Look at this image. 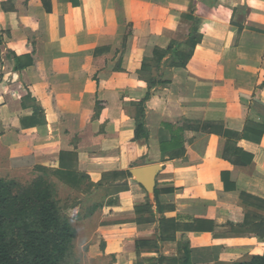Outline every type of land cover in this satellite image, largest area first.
Here are the masks:
<instances>
[{
	"label": "crops",
	"instance_id": "obj_1",
	"mask_svg": "<svg viewBox=\"0 0 264 264\" xmlns=\"http://www.w3.org/2000/svg\"><path fill=\"white\" fill-rule=\"evenodd\" d=\"M195 18L202 38L179 44L189 61L164 69L136 139L142 65ZM0 34V177L87 176L80 264H183L184 242L221 247L203 264L263 254L229 215L264 216V0H0ZM165 124L182 150L163 154ZM152 164L149 189L135 169Z\"/></svg>",
	"mask_w": 264,
	"mask_h": 264
},
{
	"label": "trees",
	"instance_id": "obj_2",
	"mask_svg": "<svg viewBox=\"0 0 264 264\" xmlns=\"http://www.w3.org/2000/svg\"><path fill=\"white\" fill-rule=\"evenodd\" d=\"M199 22L200 19L195 18L189 35L175 33L168 47L156 48L153 58L143 63L142 72L149 88L145 97L138 103L136 139H149V129L145 119L147 102L157 90L170 84L163 79V71L166 67L187 65L190 55L180 52L179 44L188 39L201 40V34L198 32ZM3 42L0 34L1 46ZM14 58L17 61L15 69H21L23 65L20 58L15 55ZM154 69L156 75L153 74ZM165 126L173 132V138L170 145L162 144L163 154L166 151L182 150L184 144L177 141L181 129H174L170 124ZM66 154L68 153L63 152L61 157ZM37 174L40 175H37V179L28 186L17 180L0 177V264H64L75 249L77 229L71 218L64 215L55 188L45 181V178L50 177L51 174L44 172ZM65 178L71 179L74 183L88 181L87 176L77 173L65 172ZM237 215L234 211L229 215V224L235 235L254 233L264 239L263 215L247 213L243 218L236 219ZM162 225L159 236L161 240L164 239ZM182 250L183 264H203L217 260L221 247L194 248L189 242H184ZM168 260L162 256L159 258V262ZM76 264H80V261H76ZM233 264H264V252L245 260L235 261Z\"/></svg>",
	"mask_w": 264,
	"mask_h": 264
},
{
	"label": "rangeland",
	"instance_id": "obj_3",
	"mask_svg": "<svg viewBox=\"0 0 264 264\" xmlns=\"http://www.w3.org/2000/svg\"><path fill=\"white\" fill-rule=\"evenodd\" d=\"M37 175L40 174H37L36 171H29L27 169H18L9 172L6 178L9 180H17L21 184L28 186L32 184L34 180L37 179L36 178ZM45 181L47 184H50L55 188L64 215L65 214L68 215L72 221L74 220L76 222L78 216L77 212H79V208H78L79 203L83 202L80 201L82 197L81 189H86V188L89 189L91 187L90 182L84 180L81 185L82 187L79 188L80 185L78 187L77 186L74 187L73 183H71L69 179L67 180L65 178V181H63L56 175L53 176L51 175L50 177H46ZM83 210L84 209H82V212ZM77 253H78L77 249H74L72 255L66 262H64V264H76V261H80V258L78 257Z\"/></svg>",
	"mask_w": 264,
	"mask_h": 264
},
{
	"label": "water",
	"instance_id": "obj_4",
	"mask_svg": "<svg viewBox=\"0 0 264 264\" xmlns=\"http://www.w3.org/2000/svg\"><path fill=\"white\" fill-rule=\"evenodd\" d=\"M156 165L142 166L135 169V173L139 180L149 189L154 186V176L156 172Z\"/></svg>",
	"mask_w": 264,
	"mask_h": 264
}]
</instances>
